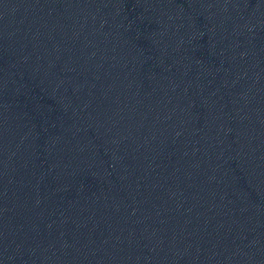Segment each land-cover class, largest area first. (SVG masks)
<instances>
[{"label":"water","instance_id":"1","mask_svg":"<svg viewBox=\"0 0 264 264\" xmlns=\"http://www.w3.org/2000/svg\"><path fill=\"white\" fill-rule=\"evenodd\" d=\"M0 264H264V0H0Z\"/></svg>","mask_w":264,"mask_h":264}]
</instances>
